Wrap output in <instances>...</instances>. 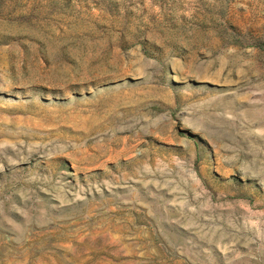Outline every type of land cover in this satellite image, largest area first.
Here are the masks:
<instances>
[{
	"label": "rangeland",
	"instance_id": "374dc122",
	"mask_svg": "<svg viewBox=\"0 0 264 264\" xmlns=\"http://www.w3.org/2000/svg\"><path fill=\"white\" fill-rule=\"evenodd\" d=\"M0 264H264V0H0Z\"/></svg>",
	"mask_w": 264,
	"mask_h": 264
}]
</instances>
